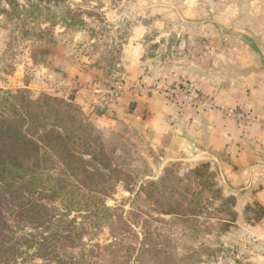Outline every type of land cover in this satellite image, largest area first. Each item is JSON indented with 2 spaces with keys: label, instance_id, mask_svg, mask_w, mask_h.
Listing matches in <instances>:
<instances>
[{
  "label": "rangeland",
  "instance_id": "obj_1",
  "mask_svg": "<svg viewBox=\"0 0 264 264\" xmlns=\"http://www.w3.org/2000/svg\"><path fill=\"white\" fill-rule=\"evenodd\" d=\"M18 3L30 15L12 20L0 15V98L18 89H28L34 97L42 93L59 97L57 86H49L48 81L58 80L67 75V68L76 67L96 68L100 74L95 75L106 85L101 88L109 89L121 78L123 50L147 34L154 43L152 54L191 59L205 53L211 58L217 54L233 58V53L248 58L258 41L264 42V0ZM73 19L74 25L83 24L67 28ZM256 56L263 58L262 53ZM98 131L131 178L126 185L119 183L115 193L104 199L109 211L101 220L87 212H70L63 220L50 211L53 223L44 226L19 221L9 213L16 237L27 235L32 240L36 235L40 242L41 234L58 228V233L69 234V238L58 235L44 252L38 244H17L23 255L16 262L0 264H254L248 253L254 250L248 241L251 226L244 223L253 224L255 214L246 211L245 222L239 218L227 232L219 229L215 218L209 222L201 218L197 223L160 215L156 204L141 195L142 187L158 181L170 166H177L181 176L194 168L177 163L163 168L146 142L127 130ZM48 203L51 209L66 212L58 202ZM253 209L259 210L257 206ZM116 243L120 245L113 252L106 249ZM40 253L47 255L40 258Z\"/></svg>",
  "mask_w": 264,
  "mask_h": 264
},
{
  "label": "crops",
  "instance_id": "obj_2",
  "mask_svg": "<svg viewBox=\"0 0 264 264\" xmlns=\"http://www.w3.org/2000/svg\"><path fill=\"white\" fill-rule=\"evenodd\" d=\"M143 36L123 50L119 76L134 86L186 88L191 100L128 92L115 108L104 109L96 105V95L106 85L91 67L67 68L66 76L51 78L48 85L57 86L59 97L72 93L97 130H127L144 140L163 168L175 163L209 166L222 194L236 199L238 219L245 222L248 207L264 209V42L257 40L248 58L238 53L211 58L205 53L191 59L154 55V43L148 34ZM259 53L263 58L256 56ZM235 113L252 120L241 122ZM251 221L244 223L251 226L248 241L254 245L248 253L254 264H264V218Z\"/></svg>",
  "mask_w": 264,
  "mask_h": 264
},
{
  "label": "trees",
  "instance_id": "obj_3",
  "mask_svg": "<svg viewBox=\"0 0 264 264\" xmlns=\"http://www.w3.org/2000/svg\"><path fill=\"white\" fill-rule=\"evenodd\" d=\"M18 1L0 0V15L11 20L22 14L30 15ZM74 21L66 27L83 24L80 21L74 25ZM117 162L116 152L109 149L75 103L74 95L60 98L42 93L34 97L30 90L18 89L2 96L0 262H16L23 255L17 244L28 247L38 244L44 252L58 235L69 238V234L58 233V228L51 234H41L40 242L36 235L31 236L32 240L27 235L16 237L9 213L19 221L36 222V226L53 223L49 220L53 216L50 211L61 215L63 220L70 212H87L101 220L100 216L109 211L104 199L115 193L119 183L126 185L131 179ZM176 168L170 166L158 181L142 187L141 195L156 204L154 208L160 215L197 223L201 218L206 222L215 218L219 229L227 232L239 217L235 198L223 196L209 166H198L186 176H181ZM48 202H58L66 212L51 209ZM247 212L255 214L254 222L264 218L263 208L256 211L248 207ZM117 244L106 249L113 252ZM46 255L39 254L40 258Z\"/></svg>",
  "mask_w": 264,
  "mask_h": 264
},
{
  "label": "built area",
  "instance_id": "obj_4",
  "mask_svg": "<svg viewBox=\"0 0 264 264\" xmlns=\"http://www.w3.org/2000/svg\"><path fill=\"white\" fill-rule=\"evenodd\" d=\"M152 92L165 94L170 97H183L185 100H191V92L186 88L176 86L156 84L151 87L144 85L128 84L123 76L109 89L97 90L96 105L104 109H113L122 100V97L128 92ZM235 116L241 122H250L252 119L245 113H235Z\"/></svg>",
  "mask_w": 264,
  "mask_h": 264
}]
</instances>
